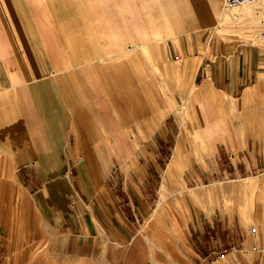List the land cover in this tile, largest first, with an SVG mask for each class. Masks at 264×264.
Returning <instances> with one entry per match:
<instances>
[{"label":"crops","instance_id":"obj_1","mask_svg":"<svg viewBox=\"0 0 264 264\" xmlns=\"http://www.w3.org/2000/svg\"><path fill=\"white\" fill-rule=\"evenodd\" d=\"M213 5L0 0V171L61 251L153 264L139 229L171 164L172 191L264 169V50L208 32Z\"/></svg>","mask_w":264,"mask_h":264},{"label":"rangeland","instance_id":"obj_2","mask_svg":"<svg viewBox=\"0 0 264 264\" xmlns=\"http://www.w3.org/2000/svg\"><path fill=\"white\" fill-rule=\"evenodd\" d=\"M213 1L216 17L210 22L208 32L226 39L240 38L256 43L264 50L260 36L263 9L256 28L257 38H254L248 18L242 15L244 9L250 10L252 5L230 10L235 15L241 14L236 25L228 21L229 18L217 23L223 2ZM188 116L186 110L185 117ZM183 126L189 132L186 122ZM0 181L8 182L14 189V196L8 193L0 199V264H91L83 253L61 251L58 239L40 230L36 211L13 171H0ZM176 191L167 189L165 207L157 213V218H152L151 214L141 221L139 234L150 245L153 264H201V258L206 255L213 261L226 255V261L213 264H264V229L259 232L257 219L264 220V169L235 177H220L215 173L209 181L194 187L185 184L180 202ZM193 212L207 221L206 224L212 223L209 239L204 243L194 233ZM252 227L257 231L253 232ZM145 231L157 245L155 248L145 237ZM258 232L260 235L255 238ZM255 245H259L261 252L254 250ZM208 246L211 248L205 251Z\"/></svg>","mask_w":264,"mask_h":264},{"label":"bare ground","instance_id":"obj_3","mask_svg":"<svg viewBox=\"0 0 264 264\" xmlns=\"http://www.w3.org/2000/svg\"><path fill=\"white\" fill-rule=\"evenodd\" d=\"M247 4L252 5L251 7H249L250 10H247L246 8L244 9L245 5H247ZM240 7L244 9L242 15H245L248 18L249 24L252 26V30L254 31V32H252V36L254 38H257V35H256L257 30H256V28H257L258 24L260 23V19H262L261 18L262 17L261 16L262 9H263V12H264L263 3L260 2V1H258V2H247V3H244L242 5L237 6L236 8H240ZM218 15H219V18L217 19V23H221L226 18H229V20L228 19L227 20L228 21H234L236 25H238V22H237L238 20L237 19L239 18V16H241V14H237V15L233 14L229 9H226L224 7V5H223V9L219 11ZM261 33H262V31L260 32V36H261V39H262V34ZM174 167H175V163L171 164L169 170L165 174V180H164V183H163V187L161 189V197L158 200V204H157L156 208L153 211L154 215L157 214V213L159 214V212H161L162 209L165 207V201H166L167 196H168L167 193H166V191L168 189L167 188V184L170 183V181L172 180V178L174 176ZM13 191H14V189L11 187V185L8 182L0 181V199H3L6 195H8V193L11 194L12 196H14L13 195ZM176 192H177L176 195H178L177 196V199H178L177 201L180 202V200L183 198L182 196H180L183 193L182 188L177 189ZM0 217H1V213H0ZM250 218L252 219L253 217H250ZM257 219H258V222L260 223V231L259 232H261L264 229V220L263 219L261 220L260 218H257ZM259 232L254 234L255 238L259 237V235H260ZM15 233H17V232H15ZM144 235L149 240L151 246L152 247L154 246V248H155V246H157V245L155 244V242L152 239H150V237L148 236L149 234L146 233V231L144 232Z\"/></svg>","mask_w":264,"mask_h":264},{"label":"built area","instance_id":"obj_4","mask_svg":"<svg viewBox=\"0 0 264 264\" xmlns=\"http://www.w3.org/2000/svg\"><path fill=\"white\" fill-rule=\"evenodd\" d=\"M258 1L263 3V8H264V0H222L224 7L226 9H229V10H233L237 6L242 5L244 3H247V2H258ZM261 34H262V40L264 42V24H263V29H262V33ZM256 230H257L256 227H252V231L253 232H255ZM254 250H256L258 252H261V249H260L259 245H255L254 246ZM201 261H202L201 264H205V262L207 264H212L214 262L212 259L209 260V255H206V256L202 257Z\"/></svg>","mask_w":264,"mask_h":264}]
</instances>
